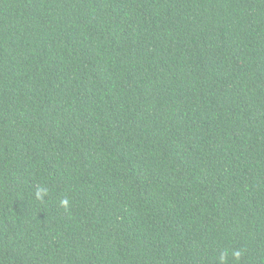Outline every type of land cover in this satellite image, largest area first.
Segmentation results:
<instances>
[{
	"label": "trees",
	"instance_id": "16d2710c",
	"mask_svg": "<svg viewBox=\"0 0 264 264\" xmlns=\"http://www.w3.org/2000/svg\"><path fill=\"white\" fill-rule=\"evenodd\" d=\"M0 264H264V0H0Z\"/></svg>",
	"mask_w": 264,
	"mask_h": 264
},
{
	"label": "clouds",
	"instance_id": "9594fccd",
	"mask_svg": "<svg viewBox=\"0 0 264 264\" xmlns=\"http://www.w3.org/2000/svg\"><path fill=\"white\" fill-rule=\"evenodd\" d=\"M65 204H67V201H64Z\"/></svg>",
	"mask_w": 264,
	"mask_h": 264
}]
</instances>
